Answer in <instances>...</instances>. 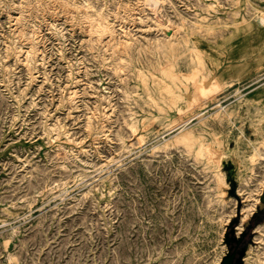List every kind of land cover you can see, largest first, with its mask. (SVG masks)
<instances>
[{"label":"rangeland","instance_id":"obj_1","mask_svg":"<svg viewBox=\"0 0 264 264\" xmlns=\"http://www.w3.org/2000/svg\"><path fill=\"white\" fill-rule=\"evenodd\" d=\"M261 19L0 0V264H264Z\"/></svg>","mask_w":264,"mask_h":264},{"label":"bare ground","instance_id":"obj_2","mask_svg":"<svg viewBox=\"0 0 264 264\" xmlns=\"http://www.w3.org/2000/svg\"><path fill=\"white\" fill-rule=\"evenodd\" d=\"M155 8V7H154ZM264 22V19H261V23H263ZM100 24V23H99ZM161 26V25H160ZM101 28H102V30H106V29H108V26L106 25V24H103L102 26H101ZM107 31V30H106ZM194 83H197V85L199 86L198 87V89H197V92H198V94H196V95H194L193 97L195 98H192L193 100H196L197 98H199L200 97V95H201V82L200 81H198V80H194L193 81ZM205 82V81H204ZM211 83V82H210ZM193 84V83H192ZM196 86V85H195ZM214 86V85H213ZM212 87V86H211ZM212 89V88H211ZM196 92V93H197ZM222 112V111H221ZM221 112H216V113H213V115H212V117H215V116H218V115H220L221 114ZM215 119V118H214ZM205 120H206V118H205ZM202 121V120H201ZM208 121V120H207ZM184 126V125H183ZM182 126V127H183ZM201 126V125H200ZM202 127V126H201ZM186 130V129H185ZM184 131V130H183ZM192 135H191V132L189 131V130H186V131H184L183 133H180V134H178V135H175L174 137H172L171 139H172V141L174 142V143H176V145L177 144H187L188 145V143L190 144V141L192 140V137H191ZM139 138V137H138ZM166 142H168V141H166ZM169 143V142H168ZM201 144L202 143H199V145L201 146ZM205 144V143H204ZM165 145H167V143H165L163 146H165ZM175 145V144H174ZM203 145V144H202ZM209 146V145H208ZM201 147H203V146H201ZM207 147V146H206ZM166 148V147H165ZM153 149H155V147L153 146ZM209 150V149H208ZM211 150V149H210ZM205 154V153H204ZM211 161V160H210ZM212 163V162H211ZM212 165V164H211ZM219 173H220V171H219ZM223 180V179H222ZM221 264H229L227 261H226V258H224V260L222 261V263Z\"/></svg>","mask_w":264,"mask_h":264},{"label":"water","instance_id":"obj_3","mask_svg":"<svg viewBox=\"0 0 264 264\" xmlns=\"http://www.w3.org/2000/svg\"><path fill=\"white\" fill-rule=\"evenodd\" d=\"M234 257V256H233ZM226 261L229 263V264H239V262H235L233 263L232 261H229L228 258H226Z\"/></svg>","mask_w":264,"mask_h":264}]
</instances>
